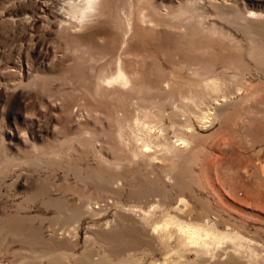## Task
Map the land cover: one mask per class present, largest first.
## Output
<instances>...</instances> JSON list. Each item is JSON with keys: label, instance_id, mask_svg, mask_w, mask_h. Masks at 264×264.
I'll return each instance as SVG.
<instances>
[{"label": "rangeland", "instance_id": "374dc122", "mask_svg": "<svg viewBox=\"0 0 264 264\" xmlns=\"http://www.w3.org/2000/svg\"><path fill=\"white\" fill-rule=\"evenodd\" d=\"M186 1L95 92L68 0H0V264H264V0Z\"/></svg>", "mask_w": 264, "mask_h": 264}, {"label": "bare ground", "instance_id": "6f19581e", "mask_svg": "<svg viewBox=\"0 0 264 264\" xmlns=\"http://www.w3.org/2000/svg\"><path fill=\"white\" fill-rule=\"evenodd\" d=\"M159 1L160 0H68L66 4L68 6L69 12L76 19L75 24L78 27V30L71 31V38L73 39V42L76 41V43H79L82 46L97 47L101 53H106L108 49H110L112 46H115V49L118 52L111 60L110 67H107V69L104 67L99 69V72L96 76L95 85L93 86V90L95 92L100 91L102 87L103 89L101 90L107 89L104 88V83L116 84L120 87H124L126 84L133 85V83L137 82H134V80L138 76L139 72L137 73V69L133 67L132 63H130L131 61L127 60L128 54L130 56V52L135 48L134 44L132 43L134 48L131 47L132 49L130 51L129 42H132V38H137L136 40L140 43L141 41L139 40H142V38L146 37L148 32L151 33L150 31H154L155 27L160 26L158 20H156V14L160 15L162 18L167 14V18H170L168 14L169 11L166 10V8L160 7ZM195 2L197 1L187 0L186 2H176L175 9L177 8L178 10H181L183 6L189 9V7ZM180 10L178 13H181ZM182 13L184 14V11H182ZM153 15L156 17L154 18ZM181 15L179 16L181 17ZM175 18L178 19V16ZM160 21L162 22L161 19ZM161 25H163V23ZM168 25L170 27V24ZM170 28L172 29L173 27L171 26ZM158 31L160 30L158 29ZM148 35L149 34H147L146 38L151 36ZM183 35L180 36V38L185 37ZM193 43H195V41ZM177 44H179V42ZM190 45L193 44L190 43ZM135 49L134 54L136 52ZM139 79H141V75ZM201 123V125H203L204 122ZM192 233L195 232L192 230L190 234ZM192 235H189V238H192Z\"/></svg>", "mask_w": 264, "mask_h": 264}]
</instances>
